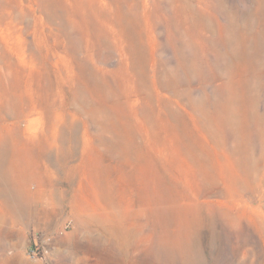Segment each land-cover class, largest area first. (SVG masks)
<instances>
[{
    "label": "rangeland",
    "instance_id": "rangeland-1",
    "mask_svg": "<svg viewBox=\"0 0 264 264\" xmlns=\"http://www.w3.org/2000/svg\"><path fill=\"white\" fill-rule=\"evenodd\" d=\"M72 81L107 149L75 115L51 207L15 154L61 143ZM0 134V264H264V0H0Z\"/></svg>",
    "mask_w": 264,
    "mask_h": 264
},
{
    "label": "bare ground",
    "instance_id": "bare-ground-1",
    "mask_svg": "<svg viewBox=\"0 0 264 264\" xmlns=\"http://www.w3.org/2000/svg\"><path fill=\"white\" fill-rule=\"evenodd\" d=\"M71 84H72V89L69 91L71 93V96L69 97V101H68V104L71 107V118L69 123L67 124V129L62 130L61 143L59 145H56L55 148H53L52 142H49V140L45 139L46 140L45 143H39L40 141H38L37 147L35 149L28 148V150L24 154L14 153L15 156H17L16 159L18 160L16 161L17 162L16 164H18V166L20 167L18 168L19 170L17 171L24 172L28 174L30 177H32L35 172H38L45 176L44 183H46V185L49 186L47 192V201L49 205L50 204L52 205L51 207H53L54 204L57 203L58 196L60 195V192L58 191L59 187L57 186L58 185L57 174L59 172H62L63 179L66 178L67 180H70L76 169V164L74 165L71 162L74 155V150H73V146L71 145V142H73V139L75 138L74 136L76 130L74 124L75 115H82L85 118L83 121L84 123L83 132L85 135H88L92 139L91 143L93 144V146L97 149H99L100 147H102L103 149H107V136H106L107 123L104 114L101 111V105L99 106V108L94 107L93 103L90 102L92 100L86 97L87 95L79 94L80 85L78 84V82L72 81ZM103 100L104 98L102 96L101 101L103 102ZM10 104H11L10 101H7L6 104L3 106L4 109L2 110L4 111L2 112H5L7 107L12 108ZM227 107L229 108V106ZM89 123L92 124L91 128H89L88 126ZM228 125L229 124H227V126ZM55 126L56 124L54 121L52 120L49 121L50 128L54 129ZM7 153H8L7 138H3V135L0 134V163L4 161V158L7 155ZM18 157L21 159H19ZM13 169L15 170V168ZM0 191H4V189H2V186H0ZM7 195L10 204L17 210H21L26 206H31V207H36L37 209L39 208L40 210L49 213L50 208H47L46 206L39 207V201L34 199L35 197L33 196V194L26 195L25 193L21 194V192L18 193L9 192Z\"/></svg>",
    "mask_w": 264,
    "mask_h": 264
}]
</instances>
